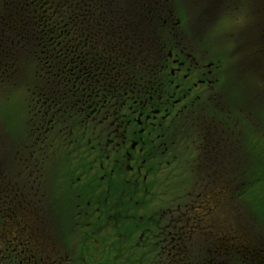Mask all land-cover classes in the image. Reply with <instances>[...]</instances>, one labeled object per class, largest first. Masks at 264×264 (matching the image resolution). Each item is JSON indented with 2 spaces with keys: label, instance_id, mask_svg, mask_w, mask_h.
I'll return each mask as SVG.
<instances>
[{
  "label": "flooded vegetation",
  "instance_id": "af4514ba",
  "mask_svg": "<svg viewBox=\"0 0 264 264\" xmlns=\"http://www.w3.org/2000/svg\"><path fill=\"white\" fill-rule=\"evenodd\" d=\"M168 2L110 0L109 26L23 1L50 33L33 53L30 135L7 143L0 127V264H264V233L234 227L217 183L234 170L232 201L264 199V110L249 114L264 104V0ZM225 14L240 21L226 54L182 41L198 15ZM246 80L251 92L201 111L210 85Z\"/></svg>",
  "mask_w": 264,
  "mask_h": 264
},
{
  "label": "rangeland",
  "instance_id": "374dc122",
  "mask_svg": "<svg viewBox=\"0 0 264 264\" xmlns=\"http://www.w3.org/2000/svg\"><path fill=\"white\" fill-rule=\"evenodd\" d=\"M23 1L26 4V2L32 0H0V67L5 71L3 77L4 82L0 83V127L3 129V137L7 143L26 140L27 137L22 138L16 133L18 122H23L25 131L28 133L31 128L29 123L33 118L36 105L30 99L32 94L29 90L44 86V84H41L42 76L40 71L38 81L36 78L37 74L31 80V77L35 73L33 70L35 63L33 53L41 52L43 45L41 44L42 46H40L37 43L47 40L48 38L44 34L50 33L49 30L45 31V28L40 29V24L37 22L27 23L30 20H34V18L36 19L33 13V10L36 9V6L34 7L36 3L30 4V8L25 13L21 7ZM42 2L40 1V4ZM180 2L178 3L177 0H169L168 4H172V7L176 8L180 5ZM60 3H62V6L59 5L60 7L58 9H60V12L58 15H65L64 19L68 16V20L71 21L81 19L90 21V18L85 16L84 13L70 11L71 9L84 8V10H88L86 14L92 18H98L102 16V12H105L106 21H108L107 25L110 26V0H60ZM22 24L27 25L28 28L23 27ZM72 29L73 27H70V30ZM75 34L77 35V31H75ZM54 35L56 36V34ZM28 42L34 43L31 50L29 49L30 45ZM259 117L264 122V112H260ZM262 161H264V158L260 159L259 157L261 166L264 164ZM263 179L264 173H260V181ZM246 193L245 197L243 196L242 200L238 203L246 210L248 219L246 223L238 228L245 229L243 226L252 221L255 224L252 230H259L260 212L264 209V199H255V192L250 193L247 191ZM227 212L233 218L237 214L236 209L231 205L227 207ZM230 216H228L229 219H232ZM228 221L231 222L230 220ZM230 230L231 228L227 229V232H230ZM238 230L236 231L238 232Z\"/></svg>",
  "mask_w": 264,
  "mask_h": 264
},
{
  "label": "snow or ice",
  "instance_id": "6c2138e0",
  "mask_svg": "<svg viewBox=\"0 0 264 264\" xmlns=\"http://www.w3.org/2000/svg\"><path fill=\"white\" fill-rule=\"evenodd\" d=\"M179 3L180 0H177ZM200 2L207 8H211L213 6L214 0H200ZM239 20H235L234 18H230L226 14L219 20H213L204 16L198 15L192 22L190 30L187 33L183 34V40L187 41V43L193 45V49L200 47L201 45L206 48H213L218 54H226V40L225 32L229 30L230 24H239ZM182 47L186 46L183 43ZM171 54V53H169ZM211 67V65H209ZM5 75V71L2 67H0V83H3V77ZM210 90L207 92L205 99L201 101L199 94L196 96L197 101H200L201 111H206L210 109H219L221 111L224 110V101L225 99H231L229 96V92H231L232 96L236 95H244L245 92H251L252 88L255 87L254 81H241L239 84L229 85L227 88H224L223 82L220 83L218 87L209 86ZM260 93L264 96V77H261V82L259 84ZM235 106V104H233ZM258 106V108H257ZM254 108L257 110H264V104H260L259 100H254L249 107V114L253 111ZM106 118V117H105ZM235 123V121H233ZM45 124L48 126V130H51L52 124L50 121H45ZM16 133L18 136L22 138H26L30 133L25 131V126L23 122H18L16 127ZM41 149L43 148V144L40 145ZM229 156L232 155L231 151L228 153ZM231 165H229V168ZM235 171L233 170L231 173L226 168L224 169L219 176L217 177V183L219 188L222 189L220 195L227 198V203L236 209L237 214L234 219V227L238 228L242 224L247 222V213L244 208H242L238 202H234L231 199V196L235 192L234 188H230L229 185L236 183L235 179ZM146 177V174H145ZM37 188H39V182L37 181ZM259 230L261 233H264V209L260 212V225ZM197 255L199 254V247L196 249ZM67 253H64L63 256H55L53 257L54 261L56 259L65 260L67 259Z\"/></svg>",
  "mask_w": 264,
  "mask_h": 264
}]
</instances>
